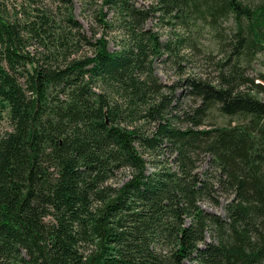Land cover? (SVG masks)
Wrapping results in <instances>:
<instances>
[{"label": "trees", "instance_id": "16d2710c", "mask_svg": "<svg viewBox=\"0 0 264 264\" xmlns=\"http://www.w3.org/2000/svg\"><path fill=\"white\" fill-rule=\"evenodd\" d=\"M46 1L0 0V264H264V90L230 73L264 0H80L101 37Z\"/></svg>", "mask_w": 264, "mask_h": 264}, {"label": "rangeland", "instance_id": "374dc122", "mask_svg": "<svg viewBox=\"0 0 264 264\" xmlns=\"http://www.w3.org/2000/svg\"><path fill=\"white\" fill-rule=\"evenodd\" d=\"M10 1L20 2L22 0H10ZM74 1H75L74 2L75 15L79 19L80 23L83 25L84 29L88 33H90L89 35L91 36L92 29L95 28L96 33H98L97 36L98 37L103 36L105 31L102 28H99L97 24L93 22V18L90 17L89 15L90 12L82 11V2H80V0H74ZM51 2L52 0L46 1V3H48L49 5L51 4ZM98 3H99L98 5H101V0H98ZM152 24L153 23H150L149 26H152ZM166 35L167 34H165L164 36ZM114 37H115L114 33H108V39H113ZM110 48L111 49L115 48L114 42L111 43ZM156 66H157V74L159 75V77L165 84L172 85L176 83L177 81H179L180 79H182V75L179 74L180 71L172 63L164 64L161 62H157ZM195 66L196 68L193 70V73L195 74H202V73H205L206 71L207 72L213 71V68L211 67L207 68L206 66H204V63L203 65L198 63ZM230 73L233 77L243 78L247 81H252L264 90V58H261L259 62L254 66V68H251L250 70H244V69H240L237 67H231ZM184 94L185 92L183 90L178 89L177 95L180 96V98L182 99V106L185 108L188 105H191L192 103L190 102V100H188L186 97L183 96ZM262 96H264V94H262ZM2 130H3V126H0V134ZM126 177H127V174H124V175L121 174V176L118 177L115 183L120 185L122 181L126 180ZM203 206L206 210L210 212L219 213V214L224 215V210L222 207H215L211 204H205ZM187 264H190V263L187 262Z\"/></svg>", "mask_w": 264, "mask_h": 264}]
</instances>
